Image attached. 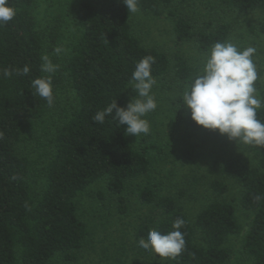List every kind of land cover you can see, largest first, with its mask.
Returning a JSON list of instances; mask_svg holds the SVG:
<instances>
[{
	"label": "trees",
	"instance_id": "16d2710c",
	"mask_svg": "<svg viewBox=\"0 0 264 264\" xmlns=\"http://www.w3.org/2000/svg\"><path fill=\"white\" fill-rule=\"evenodd\" d=\"M169 1L139 0L138 7L154 12ZM38 2L9 0L16 15L0 26V72L13 71L9 78L0 77V264H51L55 260L74 264L89 238L86 225L78 218V198L92 184L103 182L123 211L124 191L148 175L150 151L155 150L150 143L134 147L125 133L127 125L119 126L111 116L103 124L93 123L92 117L113 101L127 106L133 92L132 73L144 57L155 59L152 75L156 81L171 76L189 84L198 73L180 56L170 59L164 52L142 47L132 34L122 0H75L68 15L73 29L68 54L51 74L54 100L68 90L74 95V106L52 135L39 186L36 163L19 151L29 128L50 110L31 87L34 79L49 75L41 71V57L52 53L55 42L36 23ZM221 4L238 15L264 10V0H222ZM168 17L176 42H193L203 54L215 43L227 41L231 33L227 24L201 28L172 11ZM258 31L264 35V22ZM25 66L30 69L27 75L22 73ZM257 118L264 122V106L257 110ZM244 146L256 165L239 178L240 207L254 214L241 254L251 264H264V147ZM210 190L220 196L227 188L214 181ZM137 196L152 213L137 230V241L147 239L151 229L167 234L173 222L183 218L180 231L185 250L167 262L228 263L224 244L237 231L231 203L214 199L190 221L172 197L155 194L148 187L139 188Z\"/></svg>",
	"mask_w": 264,
	"mask_h": 264
},
{
	"label": "rangeland",
	"instance_id": "374dc122",
	"mask_svg": "<svg viewBox=\"0 0 264 264\" xmlns=\"http://www.w3.org/2000/svg\"><path fill=\"white\" fill-rule=\"evenodd\" d=\"M221 1L170 0L154 12L130 13L132 34L145 49L164 52L170 59L182 57L197 69L198 75L206 54L200 53L193 42H176L168 12L192 19L195 26L201 28L227 24L231 28L227 41L240 50L256 49L252 57L258 72L256 87L264 95V35L258 31V26L264 22V10L231 14ZM73 3L75 0H39L34 13L40 29L55 38L52 53L48 54L53 64L59 65L68 54L73 35L68 15ZM56 47L65 51L57 56L54 53ZM186 85L171 76L156 81L151 94L157 108L143 117L150 124L149 134H141L138 138L128 135L134 147L150 143L155 150L150 151L148 175L129 184L124 191V210L120 211L117 198L109 194L103 182L92 184L78 198V218L86 225L89 238L74 264H169L166 259L139 247L135 238L143 219L152 215L149 206L142 204L137 196L139 188L144 187L155 194L174 198L190 221L214 199L231 203L235 209L237 231L224 244L229 254L227 264H251L241 254V245L254 214L240 207L239 178L247 169L255 167L256 159L244 144L229 141L218 131L203 129L192 121L190 110L183 102ZM135 95L133 91L131 100ZM73 106L72 92L58 93L54 106L41 121L29 128L19 146L20 153L36 163L38 183L44 180L40 177L41 167L51 153L52 135ZM214 181L225 184L227 191L223 195L211 192L210 185ZM51 264L63 263L55 260Z\"/></svg>",
	"mask_w": 264,
	"mask_h": 264
},
{
	"label": "clouds",
	"instance_id": "9594fccd",
	"mask_svg": "<svg viewBox=\"0 0 264 264\" xmlns=\"http://www.w3.org/2000/svg\"><path fill=\"white\" fill-rule=\"evenodd\" d=\"M122 2L129 14L140 11L139 0ZM15 15L16 10L9 0H0V26L9 23ZM64 51L61 47L54 49L57 56ZM255 52L254 47L240 50L230 41L215 43L204 58L200 74L185 86L183 102L197 126L218 131V134L237 144L264 147V122L257 118V110L264 106V95L256 87L258 72L252 59ZM41 60V71L49 75L34 79L31 87L51 108L54 106L51 74L59 69V65L53 64L47 54ZM154 63L152 56L138 61L130 82L135 97L126 107H120L117 101H113L92 117L93 123L103 124L106 116H111L119 126L127 125L125 133L128 135L138 138L141 134H149L150 124L143 117L157 108L155 97L151 94L152 87L156 84L152 75ZM29 71L28 66L22 69L24 75ZM12 74L13 71L4 69L0 72V77L9 78ZM256 200L259 201L260 197L257 196ZM184 224L183 218H177L172 224L173 230L167 234L151 229L147 239H139L138 246L161 259H175L186 247L184 234L180 231Z\"/></svg>",
	"mask_w": 264,
	"mask_h": 264
}]
</instances>
